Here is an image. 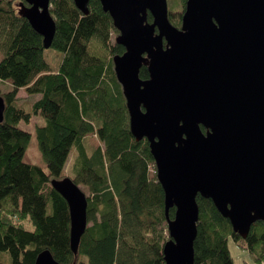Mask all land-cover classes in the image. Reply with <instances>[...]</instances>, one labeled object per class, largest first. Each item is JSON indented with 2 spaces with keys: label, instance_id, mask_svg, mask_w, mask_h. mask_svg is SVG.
Here are the masks:
<instances>
[{
  "label": "trees",
  "instance_id": "1",
  "mask_svg": "<svg viewBox=\"0 0 264 264\" xmlns=\"http://www.w3.org/2000/svg\"><path fill=\"white\" fill-rule=\"evenodd\" d=\"M186 1L170 0L169 18L178 27ZM22 2L0 0V82L12 85L0 93L6 103L0 123V264H36L46 249L61 264H164L163 246L170 238L164 190L157 173H150L155 161L148 141H137L130 131L113 63L125 48L116 42L111 15L100 0H90L87 15L73 0H51L57 29L49 49L63 53L53 70L43 37L19 13ZM140 76L149 77L146 67ZM22 88L41 98L20 102ZM34 114L46 121L36 136L48 172L24 160L31 133L18 124ZM90 134L102 144L90 146ZM73 146L72 180L88 200L77 254L71 248L68 202L51 183L69 176L65 169ZM197 201L195 264H235L231 239L254 263L264 264V221L242 238L211 199L198 196ZM174 212L170 209V218Z\"/></svg>",
  "mask_w": 264,
  "mask_h": 264
},
{
  "label": "water",
  "instance_id": "2",
  "mask_svg": "<svg viewBox=\"0 0 264 264\" xmlns=\"http://www.w3.org/2000/svg\"><path fill=\"white\" fill-rule=\"evenodd\" d=\"M73 1L89 13L90 0ZM100 2L125 48L113 63L130 131L148 141L164 190V264H195L198 196L211 199L242 238L264 221V0H187L180 27L169 18L168 0ZM50 3L23 0L19 9L45 49L57 29ZM5 111L0 95V123ZM51 183L68 202L77 254L86 194L69 176ZM36 264L61 263L46 249Z\"/></svg>",
  "mask_w": 264,
  "mask_h": 264
},
{
  "label": "rangeland",
  "instance_id": "3",
  "mask_svg": "<svg viewBox=\"0 0 264 264\" xmlns=\"http://www.w3.org/2000/svg\"><path fill=\"white\" fill-rule=\"evenodd\" d=\"M168 3L170 4V0H168ZM119 33V32H118ZM115 34V38L118 35ZM44 56L49 62L51 68L53 70H56L59 67V64L61 63L63 59V53L54 50V49H46L44 52ZM2 58V54L0 53V60ZM10 82H0V89L1 92H7L11 90L12 85L8 84ZM18 97L20 102H35L36 100L41 98V95H28L26 90L24 88L20 89L18 92ZM45 118L41 114H34L29 122L22 120L18 126L22 128L23 130H26L31 133V139L29 141V144L26 148L25 154H24V160L33 163L36 165L41 166L46 172L49 171L47 163L44 161L39 146H38V141H37V136H36V128L39 125H44L45 124ZM88 143L92 147H97L102 144L101 140L96 134H90L88 135ZM76 154V147L73 146L71 149V153L66 165V172L67 174L71 177H75V171L73 169V159L75 158ZM156 166L155 164H151L150 166V173L151 176L153 177L154 174H156ZM83 189H85V186L83 184L80 185ZM229 247L231 251V255L234 259L235 264H245V262H249L250 264H257L254 263L247 250L237 246L235 242L231 239L229 242ZM5 257L10 261V257L5 253Z\"/></svg>",
  "mask_w": 264,
  "mask_h": 264
},
{
  "label": "crops",
  "instance_id": "4",
  "mask_svg": "<svg viewBox=\"0 0 264 264\" xmlns=\"http://www.w3.org/2000/svg\"><path fill=\"white\" fill-rule=\"evenodd\" d=\"M8 82H10V81H8ZM11 83V82H10Z\"/></svg>",
  "mask_w": 264,
  "mask_h": 264
},
{
  "label": "flooded vegetation",
  "instance_id": "5",
  "mask_svg": "<svg viewBox=\"0 0 264 264\" xmlns=\"http://www.w3.org/2000/svg\"><path fill=\"white\" fill-rule=\"evenodd\" d=\"M117 37V36H116Z\"/></svg>",
  "mask_w": 264,
  "mask_h": 264
}]
</instances>
